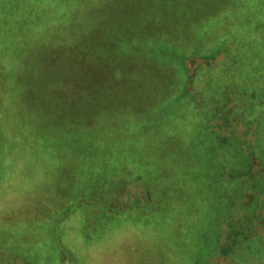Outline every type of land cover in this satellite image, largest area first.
Returning <instances> with one entry per match:
<instances>
[{
  "label": "rangeland",
  "instance_id": "rangeland-1",
  "mask_svg": "<svg viewBox=\"0 0 264 264\" xmlns=\"http://www.w3.org/2000/svg\"><path fill=\"white\" fill-rule=\"evenodd\" d=\"M6 1L0 0V264H195L193 254L214 243L201 231L215 223V197L211 186H198L204 167L196 145L182 140L193 120L172 91L180 80L167 74L176 67L152 60L148 45L159 35L182 46L185 35L170 31L168 21L213 14L231 0H16L2 11ZM138 22L147 26L140 44ZM210 32L214 38L218 30ZM254 34L253 48L222 57L196 80L205 91L196 109L223 103L226 92L216 96L215 89L231 86L234 99L225 108L239 120L237 130L249 116L262 118L256 102L264 88V30ZM251 86L253 109L246 100ZM219 171L204 176L218 180ZM111 176L114 184L127 180L88 197ZM119 199L124 206H110ZM219 264H264V244L248 258Z\"/></svg>",
  "mask_w": 264,
  "mask_h": 264
},
{
  "label": "trees",
  "instance_id": "trees-1",
  "mask_svg": "<svg viewBox=\"0 0 264 264\" xmlns=\"http://www.w3.org/2000/svg\"><path fill=\"white\" fill-rule=\"evenodd\" d=\"M8 1L10 5H15L16 0ZM8 1L4 2L2 11L7 9L6 3ZM175 1L170 5L174 4ZM231 2L234 9L232 6L227 8L229 4L223 6L224 4L220 3L216 7L222 5L221 8H217L218 10L213 14L206 15L199 12L198 16H192L191 19L188 18L181 23L168 21L169 29H172L170 31L178 30L185 35L182 46L179 47L175 39H169V35L166 39L160 38L159 35H152L148 45L152 60L160 57L166 66L175 65L176 67L175 74H167L168 76L176 75L180 80V83L178 82L180 86L178 84L176 87L173 85L172 91H179L178 97H183L186 104L183 111L188 113L193 120L190 129L187 128L189 133L182 136V140L188 144L194 143L196 145L200 161L203 159L202 164H200L202 167L205 168L206 163L213 161V166L220 170L217 180V177L213 178L211 175L209 177L204 176L205 173L207 175L209 172L211 173L214 167L205 171H203L204 168L199 167L198 173L203 184L198 186L203 190L207 186H211L212 194L215 197L212 205L217 214L214 218L215 223L210 226L209 231L206 232L205 228L201 231L204 238H209L213 234L214 243L212 248L210 247L211 252L210 248L203 251L202 249L197 250L193 254L194 257L199 256L196 257L195 264H203L200 262L203 260L201 256L211 253L212 260L206 261L205 264H219L221 261L228 260L231 262L233 260L240 261L255 253L260 243L264 244V128L262 127L264 125V112L261 111L264 109L262 107L264 106V96L261 95H264V88L258 92L262 98L261 101L257 100L256 102L260 105V112L257 114L262 117V120L249 116L245 119L247 126L244 130H237L234 121L239 120L231 115L232 109L230 107L225 108L229 100L234 99V96L227 94V90L231 87L227 83L222 84L220 89L216 88L215 91L217 92L214 93L218 96L220 90L226 92L227 99L223 103L214 102L212 105L207 104L199 109L193 105V103L198 102L197 100L202 93L201 90H203L201 86L196 84V80L207 72L213 73L214 66L211 67V64L217 63L222 57H229L231 54H237L236 57H240L246 45L250 47V44L254 45L257 41L254 33L258 30H264V0H231ZM156 4L151 3L149 10H153V6H157ZM256 4L258 7H255ZM250 5H254V8L250 9ZM200 7L203 8L204 5L201 3ZM138 23L139 25L136 26H139V31L135 34V38L140 44L141 34L147 26L144 28L143 24ZM211 28L218 30L214 38L209 34L212 32H210ZM250 74L252 78L255 77L253 69ZM249 88L252 89L251 93L248 94L249 99H246L250 100L249 104L243 103L242 106L247 105L253 109L256 98L252 94H256L257 88L252 86ZM203 92L205 91L203 90ZM174 95L172 100L176 97V93ZM238 98L241 99L242 97L238 96ZM208 100L210 102V99ZM250 112L254 114L252 110ZM229 125L231 127L229 135H225L222 130L215 128L218 126L225 129V126ZM227 151L229 153L225 157ZM233 158L236 160L234 161ZM112 176V179L107 178L104 184L101 180V185L97 186L98 189L91 193L89 191L88 197L93 194L97 195L99 191L105 194L110 189L111 183L116 188L119 185L123 186L127 180L124 177L118 179L115 177L117 183L114 184ZM138 176L137 178L142 181L143 179ZM225 176L227 177L225 178ZM225 180H229L228 192L225 189ZM80 194L83 195L84 193ZM216 200L218 201L217 206ZM124 203L126 202H120L119 199L118 204L109 205L118 208L124 206ZM204 243L206 247L207 242Z\"/></svg>",
  "mask_w": 264,
  "mask_h": 264
}]
</instances>
